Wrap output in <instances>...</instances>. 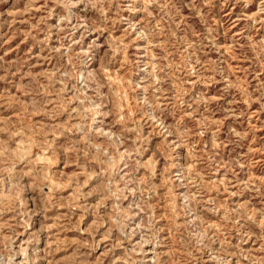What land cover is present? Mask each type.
Returning a JSON list of instances; mask_svg holds the SVG:
<instances>
[{
	"label": "rangeland",
	"instance_id": "obj_1",
	"mask_svg": "<svg viewBox=\"0 0 264 264\" xmlns=\"http://www.w3.org/2000/svg\"><path fill=\"white\" fill-rule=\"evenodd\" d=\"M0 264H264V0H0Z\"/></svg>",
	"mask_w": 264,
	"mask_h": 264
},
{
	"label": "bare ground",
	"instance_id": "obj_2",
	"mask_svg": "<svg viewBox=\"0 0 264 264\" xmlns=\"http://www.w3.org/2000/svg\"><path fill=\"white\" fill-rule=\"evenodd\" d=\"M137 4H139V3H137ZM134 5V4H133ZM135 6V5H134ZM137 9V8H136ZM123 41V40H122ZM131 109V108H130ZM132 110V109H131ZM182 142V141H181ZM45 258V257H44Z\"/></svg>",
	"mask_w": 264,
	"mask_h": 264
}]
</instances>
